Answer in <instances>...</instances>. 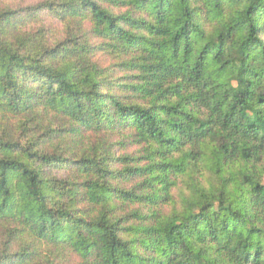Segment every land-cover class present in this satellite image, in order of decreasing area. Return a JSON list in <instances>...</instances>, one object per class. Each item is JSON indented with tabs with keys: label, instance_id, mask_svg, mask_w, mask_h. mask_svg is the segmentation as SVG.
<instances>
[{
	"label": "trees",
	"instance_id": "obj_1",
	"mask_svg": "<svg viewBox=\"0 0 264 264\" xmlns=\"http://www.w3.org/2000/svg\"><path fill=\"white\" fill-rule=\"evenodd\" d=\"M0 264H264V0H0Z\"/></svg>",
	"mask_w": 264,
	"mask_h": 264
},
{
	"label": "rangeland",
	"instance_id": "obj_2",
	"mask_svg": "<svg viewBox=\"0 0 264 264\" xmlns=\"http://www.w3.org/2000/svg\"><path fill=\"white\" fill-rule=\"evenodd\" d=\"M16 4H20V5H28V4H37L39 2H42L43 0H13ZM211 178V176H209V178L206 180L208 181ZM205 181V183H206Z\"/></svg>",
	"mask_w": 264,
	"mask_h": 264
}]
</instances>
